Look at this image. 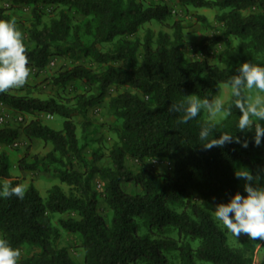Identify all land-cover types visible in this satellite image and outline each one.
<instances>
[{
	"label": "trees",
	"instance_id": "1",
	"mask_svg": "<svg viewBox=\"0 0 264 264\" xmlns=\"http://www.w3.org/2000/svg\"><path fill=\"white\" fill-rule=\"evenodd\" d=\"M0 1L10 7H32L34 23L28 33L33 45L25 47L29 66L43 68L54 50L71 55L81 52L104 66L93 72L75 65L53 76L54 85L72 80L96 85L95 94H77L71 103L8 90L0 93V103L16 113L44 112L63 119L60 130L37 119L22 128L26 137L50 144L52 150L35 156L31 163L20 159L18 169L48 171L54 166L52 170L68 192L53 185L43 199L29 184L23 199H0V237L14 248L34 250L19 258L18 264H255L256 253H264V239L246 237L239 248L230 247L226 231L206 207L215 208L236 192L246 194L241 178L234 175L238 167L260 174L262 178L255 182L264 186V138L257 146L254 130L237 129L240 111L232 95L225 105L227 118L220 123L205 121L203 112L181 123L182 113L169 111V106L179 103L184 95L214 99L220 84L226 85L245 61L264 66V0H180L182 5L220 11L216 19L222 31L202 38L196 46L198 52L210 50L229 37L239 40L219 55L218 63L186 61L177 22L171 35L147 29L141 40L136 37L143 24L168 17L165 6L143 7L136 0ZM44 6L65 7L90 18L85 32L91 42L82 44L75 32L74 40H68L72 26L65 11L49 24H41ZM0 20L10 21L3 9ZM106 43H114L113 48H97ZM114 85L118 91L108 99L107 108L119 123L117 142L109 151V165L97 167L93 164L97 157L89 162L81 154L73 118L85 119L88 109L100 104ZM205 124L213 125L209 139L228 132L247 139L248 147L232 142L204 149L198 133ZM88 126L85 122L82 132ZM18 136L17 128H0V142L11 143ZM128 159L140 163L166 160L172 162L173 169L171 174L158 173L143 165L132 171L125 164ZM73 160L83 171L72 168ZM95 176L102 182L99 191L92 187ZM0 178L20 183L11 177L4 153H0ZM123 184H131L139 192H126ZM100 199L110 212L108 220L99 213ZM52 215L65 217L58 218L55 226ZM60 228L79 236L84 253L81 263L74 262L67 249L57 245Z\"/></svg>",
	"mask_w": 264,
	"mask_h": 264
},
{
	"label": "rangeland",
	"instance_id": "2",
	"mask_svg": "<svg viewBox=\"0 0 264 264\" xmlns=\"http://www.w3.org/2000/svg\"><path fill=\"white\" fill-rule=\"evenodd\" d=\"M137 3L142 4L143 7L147 6H165L169 15L162 21H150L142 25L137 32L136 37L141 40L147 29L153 31L154 34L157 32H165L172 34L173 24L177 22L181 28L182 34V52L186 61L190 60H206L210 63H218L219 55L226 49L235 46L239 40L233 37H229L223 40L221 43L215 45L212 49L205 52L197 51V44L204 37H210L218 35L223 26L217 21L216 16L220 14V11L215 8H194L190 5H182L180 0H136ZM0 9H3V15H7L10 21H14L17 30L22 33L23 43L25 47H32L33 43L29 39V30L32 28L34 19L32 17V7L26 5H19L10 7V4L5 1H0ZM60 11H65L70 17V24L72 26L71 33L68 40L72 42L74 40L73 33L75 32L82 44L88 45L91 42V38L86 34L85 27L90 18L74 13L72 9H66L61 6H44L42 7L41 13V24H49L50 20L58 18ZM202 18V19H201ZM114 43H106L97 45L100 50L112 49ZM53 55L48 58V63L41 69L30 67V74L26 83L19 87L10 88L8 91L15 94L28 93L31 96L50 99L54 98L62 103H71L72 98L77 94L87 93L95 94L96 85L88 83L84 80H72L63 85H54L52 78L60 70L69 69L75 65H81L93 72H99L104 69V66L96 63L91 56L83 55L81 52H77L76 55L71 53H63L61 51H52ZM116 86H112L108 89L104 100L96 107H91L86 113L85 119H81L80 116L73 118L76 129V136L78 143L81 146V154L89 161L94 157L98 159L93 162L97 167H106L109 165L108 154L111 147L117 142L116 131L119 123L110 115L107 108L108 99L117 92ZM249 94V93H246ZM254 94V93H252ZM261 95H264L262 93ZM231 96L230 87H226L225 84H220L217 96L223 101L224 106L228 103ZM213 99V100H214ZM149 104H151L148 101ZM8 113L9 115L15 114L13 117L21 116V121L17 124L10 123L9 126L17 128L19 136L15 139L17 146H13V142L6 143L0 142V153H4L10 162V174L12 178H17L20 183L24 184L25 188L29 184H33L39 192V195L45 199L48 190L53 185H58L64 192H68V187L65 184L59 182L56 174L52 170L54 166H51L50 170L45 171L41 168L33 171H21L18 169L17 164L20 159H25L27 163H31L34 157H42L52 150L50 144H46L38 139H30L26 137L22 128L30 120L37 119L42 124L54 129L60 130L62 127L63 119L59 116H48L47 113H16L11 110L7 105L0 103V114ZM203 118L207 122L220 123L227 118V113H217L215 116L208 115L203 112ZM12 120V121H11ZM13 118L10 119L13 122ZM88 122L89 126L85 132H82V125ZM264 125V121H260ZM4 127L0 125V128ZM127 168L132 171H137L139 167L146 166L151 170L158 173L171 174L173 169L172 162L166 160H153L148 159L143 163L134 160H126ZM72 168L78 171H83L82 165L73 160ZM245 181L241 178L240 186L244 190L243 185ZM92 187L96 190L102 188V182L98 177L92 179ZM123 189L129 193L139 192L138 188L131 184H123ZM212 214L211 210L214 208L206 207ZM99 213L108 220L110 212L105 207L104 203L100 199ZM214 215V214H213ZM65 217L64 215H52L51 223L57 226L58 218ZM217 222V221H216ZM221 229H224L222 224L218 223ZM225 230V229H224ZM61 236L57 241L59 247H65L76 263H81L83 260V251L80 247L81 240L76 234L65 232L60 228ZM226 231L228 245L232 248H239L241 242L247 237L246 234H242L236 238ZM21 256L19 258L30 255L34 250L23 246L19 248ZM264 261L263 251L256 253L254 262L255 264H262Z\"/></svg>",
	"mask_w": 264,
	"mask_h": 264
},
{
	"label": "clouds",
	"instance_id": "3",
	"mask_svg": "<svg viewBox=\"0 0 264 264\" xmlns=\"http://www.w3.org/2000/svg\"><path fill=\"white\" fill-rule=\"evenodd\" d=\"M29 74V57L22 33L17 30L14 21L0 20V93L23 86ZM225 86L230 87L233 103L240 111L237 129L241 132L254 130L253 142L259 146L264 138V125L260 123L264 121V95H261L264 93V66L249 61L241 63ZM184 97L179 103L169 106V111L182 113L181 123L193 120L202 112L215 116L229 111L219 98L213 100L194 94ZM212 128L211 124L202 125L198 133L204 149L222 147L232 142L248 147L247 139L241 140L228 132L209 139ZM234 175L245 181L243 188L246 194L236 192L227 202L216 204L211 210L214 218L236 238L246 234L252 240L257 237L264 239V186L255 182L262 176L253 174L247 167L236 168ZM25 191L24 184H13L8 178H0V199L13 196L23 199ZM20 256V249L12 247L5 238L0 237V264H18Z\"/></svg>",
	"mask_w": 264,
	"mask_h": 264
},
{
	"label": "built area",
	"instance_id": "4",
	"mask_svg": "<svg viewBox=\"0 0 264 264\" xmlns=\"http://www.w3.org/2000/svg\"><path fill=\"white\" fill-rule=\"evenodd\" d=\"M48 116H52V115H49L47 114ZM15 116V114H13L12 116L9 115L8 113H1L0 114V125L1 126H4V127H10L9 124L10 123H14V124H17L21 121V116H17V117H13ZM13 118V122L10 121V119ZM13 146H17V143L16 141H13Z\"/></svg>",
	"mask_w": 264,
	"mask_h": 264
}]
</instances>
